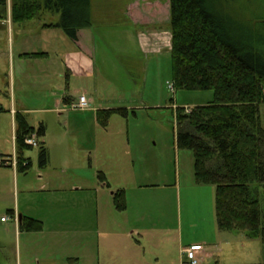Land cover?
Masks as SVG:
<instances>
[{"label": "rangeland", "instance_id": "374dc122", "mask_svg": "<svg viewBox=\"0 0 264 264\" xmlns=\"http://www.w3.org/2000/svg\"><path fill=\"white\" fill-rule=\"evenodd\" d=\"M101 1L104 4L101 3V10L90 28L94 47L103 50L105 54V63L104 59L100 63L97 57L94 62L96 86L94 84L93 88H89L84 78H70L67 82L64 79L61 81L59 90L56 87L44 90L38 89V83L24 80L23 95L29 96V105L35 108L50 106V92L68 93L76 101L81 94L88 100L95 90L98 94L101 93L107 109L124 108L127 110V117L112 114L107 125L102 127L97 121L95 110L91 108L86 111L65 110L61 115H57L55 111H40L28 115L30 121L34 117L38 118L36 126L38 122L44 121L46 130L41 141L51 149L50 162L46 167L49 175H44L49 184H46L44 191H35L39 189V184L35 181L38 173V147L24 150V154L33 161V166L26 174H20L33 191L32 194L24 195L18 190L16 197L10 190L13 185L9 173L0 169V217L9 219L5 224L0 223V236L3 240L0 264H18L13 252L15 235L11 227L14 221L7 212L13 208L16 198L20 211L29 207L31 213L44 219L42 223L45 232L42 235L22 232L21 236H52L50 230L55 227L58 230L56 236H71L72 217L79 212L74 202L81 195L74 194L69 185L80 176L85 185L92 187L86 193L87 198H91V206L88 209L87 204L86 214L88 218V211L90 212L92 241L90 260L87 258L76 264H97L98 259H103L100 250L105 247L104 239L101 242L98 236H125V233L132 236L133 240L141 241V249L147 259L154 252L162 254L163 264H181L184 261V254L180 252L183 248L178 244L177 235L180 232L182 242L187 245L184 248L200 244L199 239H206L208 243H202L204 250L216 251L213 247L216 240L211 236L212 232L217 234L214 187L194 183L192 154L189 150L177 148L175 121L177 108L182 107L188 111L191 107L207 104L212 99V92L174 90L169 50L147 54L137 47V31L142 32L139 34L142 36L168 30V0ZM257 13L264 15V1L260 2L254 16ZM241 16L245 21H250L252 14L244 12ZM49 18L56 20L57 16ZM165 20H168L167 23ZM34 22L36 20L12 24L15 47L24 35L29 34L27 30L36 26ZM7 26L10 23L0 27V91L7 81L10 92L7 61L2 53L5 49ZM15 60L14 58V63ZM27 71L30 73V70ZM14 87L17 90L16 80ZM88 106L92 107L91 104ZM259 116L264 128V104L259 106ZM9 130V118L5 112L0 113L1 154H12ZM98 171L106 177L109 188L99 186ZM252 186L258 189L264 214V187L257 184ZM119 189L124 192L125 209L122 211L114 208L110 194ZM60 222L63 224L61 228L58 224ZM135 227L155 229L141 232L143 236L139 238L131 230ZM129 242V245L135 244L134 241ZM258 242L260 243L258 239L252 241L256 246H259ZM113 246L110 247L112 251L120 252V246ZM56 250L60 254L69 252L70 248L66 244ZM20 262L23 263L22 258ZM40 264L47 262L41 258ZM59 264L69 263L63 261Z\"/></svg>", "mask_w": 264, "mask_h": 264}, {"label": "trees", "instance_id": "16d2710c", "mask_svg": "<svg viewBox=\"0 0 264 264\" xmlns=\"http://www.w3.org/2000/svg\"><path fill=\"white\" fill-rule=\"evenodd\" d=\"M261 1L169 0V52L174 90L212 92L207 104L176 109V146L192 154L194 183L214 187L217 230L258 239L264 252L262 200L252 186L264 187V128L259 116L264 104V15L254 16ZM244 12L252 14L250 21L242 18ZM9 13L12 24L56 15L54 23L43 26L58 27L73 40L79 29L92 25L91 0H9ZM6 14L7 0H0V20ZM112 114L126 118L127 110H98V123L105 127ZM14 121L16 167L25 173L30 162L23 153L31 147L23 139L31 133L41 138L44 127H30L21 113ZM37 161L39 167L48 161L42 142ZM97 178L105 181L100 171ZM112 203L118 211L125 209L123 190L113 192ZM19 229L40 232L42 224L21 216Z\"/></svg>", "mask_w": 264, "mask_h": 264}, {"label": "crops", "instance_id": "0c3cea01", "mask_svg": "<svg viewBox=\"0 0 264 264\" xmlns=\"http://www.w3.org/2000/svg\"><path fill=\"white\" fill-rule=\"evenodd\" d=\"M100 1L101 0H91L92 21L96 20V14L98 15L101 10V3L104 4V1ZM49 17L50 16H45L42 21L34 22L36 23V26L31 28L30 30H27L29 34L24 35L22 39L17 43L16 47L14 46V42L12 40V23L10 21L9 10H7L6 19L0 20V27H2L4 24L10 23V26L5 27V49L2 51V53L4 54L7 61V72H9L8 81L11 86V91L8 92V82L5 81L3 84V88L1 89L2 91H0V97H2L1 99H3L0 100V102L6 103V105H2L0 103V113L5 112V115H7L10 121L9 135L11 136L12 140V154H1L4 157H14L16 159L14 121L15 114L21 113L24 116L27 124L34 129H36L40 124L43 125L45 134L46 128L43 123L44 121L38 122L36 126L35 124L38 118L34 117L33 121H30L28 115L30 113L40 111H55L57 112V115H61L65 110L72 111L68 106L71 101L75 100L74 98L69 96L68 93L53 94L52 92H50L49 97L51 98V103L49 107L41 105L33 108L31 107V105H29L31 104L29 103L31 102L29 100V96L23 95L24 85L22 82L24 80H31L35 83H38V89L43 88L44 90H46L47 88L52 89L56 87L59 90L61 88L59 86H61L60 84L63 79L65 82H67V80H69L70 78H84L85 84H87L88 87L90 86L91 88H93L94 84L96 86L97 83L95 80L97 74L94 71V62L96 57L100 60V63L103 62V59L105 63V54L103 50H99L94 47L93 36L90 29L91 27L87 29H79L76 33V39L73 40L68 38L58 27L50 25L43 26L44 23H54L56 21L55 19L50 20ZM129 18L132 19V16H129ZM132 20L136 21V19ZM167 21L165 20L166 23ZM140 33L142 32L137 31L136 33V43L140 51L143 50L147 54H159L163 50H170L169 28L168 30L166 29L165 31L163 30L159 33L150 32L149 34H144L142 36L139 35ZM29 53H41L43 55L32 58L25 56V54ZM14 58L16 59V63H14ZM27 70H30V73ZM15 80L17 90H14ZM91 82H93L92 85L90 84ZM65 86L67 87V84H65ZM66 87L65 91H67ZM94 92L96 91H92L91 96L88 98V100L86 99L88 105L91 104L92 107L88 106L87 109L81 111H86L91 108L93 111L95 110L96 113L98 110L107 109L100 96L101 93L98 94L99 92H96L94 95ZM64 100H66V103L64 102ZM39 142H42L43 146L45 147V144L43 141H41V138H39ZM45 149L48 154V161L44 167H39L36 156V167L38 169L36 171L38 173L35 181L37 184H39V189L35 191L38 192L44 191V189L46 188V184H49L48 179H45L44 175L46 173L49 175L46 167L50 162L51 149L49 148V146L48 148L45 147ZM23 156L25 158H28L30 162V167L25 173L19 172L16 166H0L1 170L3 169L5 172L9 173L13 185V188H11L10 190H12L15 195L17 194L18 190L21 194L24 195L33 193L31 188L27 186V182L25 181V179L21 178L20 176V174H26L32 168L33 161L24 153ZM65 171H68V169L65 168ZM78 178L79 179H74L73 181H71L69 185V188L74 194L81 195L79 196V199L74 202L79 212H77L76 215L72 217L73 220L71 224V236H56L58 235V230L56 229V227L55 229L50 230L52 236H27L28 234L31 235L35 233L38 235H42L45 232L42 223L44 219L31 213L29 207H26L25 209L20 211L17 205V198L13 204V208L7 210L9 216L14 221L11 227V230L15 235L13 236V252L15 257H17L18 264H21V258L23 262L22 264H40L41 258L45 259L47 264H59L60 262L66 261L67 258L77 259V262L66 261L69 264L80 263L87 260V258L88 260H90L92 241L90 234L92 229V221L90 212L88 211V218L86 213L87 204L88 209L91 206V198L90 196L87 198L86 193L90 192L92 190V187L91 185H85L81 176ZM13 182L15 184H13ZM105 182L108 184V186H106ZM19 183L20 186L18 187ZM99 184L101 188H109V183L106 181V177L105 181H99ZM110 194L112 197L113 191H111ZM21 216H26L40 221L42 224V230L40 232H26L28 234H24L25 236H21V233L25 232L19 229V219ZM1 218L2 217H0V219ZM8 221L9 219L6 218L5 221L0 220V223L5 224ZM58 224H60V228L63 226L61 222ZM154 229V227H135L131 230H133L136 235L141 238L140 236H143L141 232L145 233L148 230L154 231ZM215 229V231H217V234L215 232L211 233V236H214V240H216L213 245V247H215L216 249L215 252H208L204 250L202 243H208L206 239H199L200 244H191L188 246H201L202 250L199 253L201 264H264V252L262 250L261 243L258 242L259 246H256L252 243V241L256 239H249L241 234H227V232L220 233V231L217 230V227ZM61 231L63 232V230ZM133 231H129V233ZM125 234V236H98V238L101 239V242L102 239H104L103 246L105 247L102 248V246H100V248H102V250L100 251L102 252L104 257L101 260L98 259L97 264H163V256H161L162 254L159 255L158 253L154 252L147 259L145 252L143 251V249H141V241L133 240L132 236H128V233ZM177 236H179V247L181 249H184V247L187 245H184L181 240V232L178 233ZM103 237H106V239ZM2 241L3 240L0 236V250H3ZM129 241H134L136 245H129V243H131ZM66 244L70 248V251L66 253L61 252L60 254H58L56 249ZM112 245L116 247L120 246V252L112 251L110 249ZM183 249L180 252H182Z\"/></svg>", "mask_w": 264, "mask_h": 264}, {"label": "built area", "instance_id": "2783aa9c", "mask_svg": "<svg viewBox=\"0 0 264 264\" xmlns=\"http://www.w3.org/2000/svg\"><path fill=\"white\" fill-rule=\"evenodd\" d=\"M71 110H85L88 108V103L84 95L78 96V99L71 101L68 106ZM187 111V110H186ZM23 143L29 147H38L40 145L39 138L35 133H31L23 139ZM16 166V159L14 157L8 158L4 157L0 153V166ZM1 221H5L6 217H2ZM201 246L193 245L184 248L182 253L184 254V261L181 264H200L199 253L201 251Z\"/></svg>", "mask_w": 264, "mask_h": 264}]
</instances>
